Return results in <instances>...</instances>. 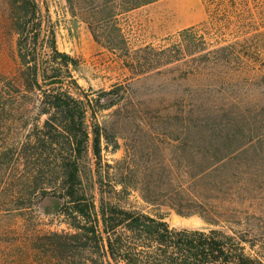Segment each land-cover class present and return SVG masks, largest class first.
<instances>
[{
  "label": "rangeland",
  "instance_id": "1",
  "mask_svg": "<svg viewBox=\"0 0 264 264\" xmlns=\"http://www.w3.org/2000/svg\"><path fill=\"white\" fill-rule=\"evenodd\" d=\"M147 2L0 0V264H125L107 237L141 264L214 238L264 256V34L203 59L202 0Z\"/></svg>",
  "mask_w": 264,
  "mask_h": 264
},
{
  "label": "trees",
  "instance_id": "2",
  "mask_svg": "<svg viewBox=\"0 0 264 264\" xmlns=\"http://www.w3.org/2000/svg\"><path fill=\"white\" fill-rule=\"evenodd\" d=\"M147 1V3H151L155 0ZM202 2L206 9L207 19L199 26L187 31L193 33L195 40L197 42L199 41L198 45L200 44L190 55L207 53L201 58L209 59V56L214 54V52L216 53L227 49V46H230L229 43L231 42L234 46L241 45V38L252 31H260V33L264 34V0H202ZM196 31L198 33H196ZM211 50L213 52H211ZM54 51H56V49H54ZM245 53L246 52L239 51L234 55L237 60H242L243 58L248 60L255 59L253 61L257 60V58H253ZM69 77L71 79L70 83L76 85V82L72 80V76ZM47 85H56L57 89L63 88V83L61 82H53ZM67 88L69 91L70 85H68ZM56 102H59V104ZM56 102L53 103V108L60 111L62 109L65 119L70 120V122L75 125L76 121L74 117L76 108L73 105L76 106V104L72 102H62L60 100H56ZM211 108L218 107L214 106ZM87 138L88 135L84 132V140H87ZM213 164H215V162ZM147 222L148 225L145 226L137 218H134V223H137L138 227L143 229L149 237L158 233L157 235L163 238L170 233L169 225L167 223L162 222L163 231L161 233L155 228V226H153V220L148 219ZM73 227L74 229L79 230L78 226ZM128 227V230L132 229L130 228L131 225ZM180 233L195 236L205 234L198 231H182ZM208 233L210 235H215L216 231L212 230ZM107 243L112 250V256L115 260L125 264L142 263L140 260L142 256L139 255L141 252H138L137 255V249H133L135 252H133V255H130L128 254V250H124V246H122L120 240L116 242L117 246H114V248L110 245L108 237ZM196 247H207L209 251L201 252V250H196L192 252L183 250L179 255L177 253H170L169 251H162L159 256H156L160 258L162 257V264H264L260 261V259L264 260L263 255L258 254L256 257L252 258H241L225 254L227 248L224 242L219 238L212 239L209 244H197ZM132 256L133 259H131Z\"/></svg>",
  "mask_w": 264,
  "mask_h": 264
},
{
  "label": "water",
  "instance_id": "3",
  "mask_svg": "<svg viewBox=\"0 0 264 264\" xmlns=\"http://www.w3.org/2000/svg\"><path fill=\"white\" fill-rule=\"evenodd\" d=\"M170 224L172 228L181 231L209 232L214 230L213 226L200 221L197 217L185 216L179 213L171 214Z\"/></svg>",
  "mask_w": 264,
  "mask_h": 264
}]
</instances>
